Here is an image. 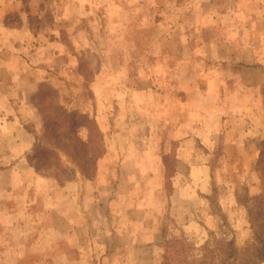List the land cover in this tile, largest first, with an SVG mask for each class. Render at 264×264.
<instances>
[{
  "label": "rangeland",
  "instance_id": "374dc122",
  "mask_svg": "<svg viewBox=\"0 0 264 264\" xmlns=\"http://www.w3.org/2000/svg\"><path fill=\"white\" fill-rule=\"evenodd\" d=\"M19 2L27 13L35 9L34 14H28L33 41L29 45L26 41L22 43L21 36L22 44L18 46L20 55L25 58L21 64V83H26V87L22 90H31L35 83L38 88L43 82L55 90L65 108L86 114L90 122L97 124L104 140L98 167L106 172L98 171L91 182H96L99 189L111 186V167L121 165L113 152L121 151L129 136L138 139L148 133L154 141L147 145L159 149L155 136L160 133L159 139H169L171 134V123L166 128L165 119L185 124L180 128L181 137L200 136L204 129L215 128L220 141L213 152L214 168L208 198L189 200L186 209H181V204L173 206L171 201L169 205L158 207L171 188L169 183L159 188L161 182L157 181L153 189L149 187L148 191H143L146 192L147 214L135 209L131 216L146 218L148 228L165 227V236H168L165 241L182 239L183 243L176 244V248L181 250L184 246V255L189 256V260L213 249L220 253L227 239H233L240 250L254 243L248 214L250 203L243 198L248 200L264 190V174L257 165L264 148V0ZM22 24L20 21V26ZM24 35L27 40V32ZM26 58L41 69L35 82L27 71ZM134 89L136 92L137 89L163 90L168 110L157 111L156 103L145 100L132 111L121 109L115 120L122 122L129 115L135 121L132 127L127 128L126 122L115 123L112 120L117 113L114 104L140 97L133 96ZM32 96L27 95L30 101H33ZM36 109L42 123L39 135H42L44 122L38 106ZM85 130L83 137L88 135ZM199 138L195 147H203ZM256 148L258 156L255 158ZM171 150L175 152L176 147ZM62 159L73 171L70 174H74L68 181L82 178L83 183H89L73 158L64 155ZM173 161L175 164L174 155ZM5 179L0 176L1 192ZM89 190L83 191L82 213L77 214L90 220L81 225L88 226L90 232L101 238L111 239L112 250L115 246L142 247L137 242L143 243L144 238L129 239L120 231L123 222L114 220V216H121V206L111 207L104 189H100L99 200L93 202ZM1 200L4 208L0 206V264H62L66 261L59 248L45 255L31 253L43 248L15 247L25 238L41 245L39 233L44 223L29 218L28 214L19 217L18 223L5 222L13 219L4 215L5 210L13 209V206H6L12 200ZM44 205L43 196L37 197L30 213L42 219ZM160 209L162 215L158 214ZM68 210L71 215L73 209ZM53 225L58 230L63 226L60 222ZM114 226H119L118 230L111 228ZM131 227V232L139 234L138 223ZM157 233L148 231V234ZM153 240L148 237L150 244L143 256L135 249L132 257L116 255L115 264H173V251H169L165 241L158 249L153 246ZM89 258L95 262L102 259L94 254Z\"/></svg>",
  "mask_w": 264,
  "mask_h": 264
},
{
  "label": "crops",
  "instance_id": "0c3cea01",
  "mask_svg": "<svg viewBox=\"0 0 264 264\" xmlns=\"http://www.w3.org/2000/svg\"><path fill=\"white\" fill-rule=\"evenodd\" d=\"M20 5L22 4L19 0H0V176L6 177L5 183H2L3 188L1 190L3 192L0 191V206L4 208V201L1 199L6 198L12 200L6 204L7 208L13 206V209H16V211L13 209L4 211L7 219L9 216L13 217V219L5 222L18 223L19 217H26L25 215L28 214L29 218H37L35 221L44 223V226L42 233H39L41 243L43 241L41 245H37L36 242H29L25 238L15 247L43 248V250H33L31 253L45 255L52 254L53 249L59 248L61 249L60 253L66 258L62 264H86V261L87 264H115L117 263L115 261L116 255L132 257L135 249L141 251L143 256L144 250L148 248L147 244H150L148 237L154 238L153 246L161 249L165 239L168 238L167 235V237L165 236L166 228H148L145 224L146 218L144 220L141 217L134 219L135 217L131 216L132 211L141 209V212L147 214L146 192L143 191H148L149 187L153 189L157 181L161 182L158 185L159 188L166 186L167 183L170 184L171 188L170 193L165 194V197L159 201L158 207L169 205L171 201L173 206L181 204L180 208L186 209L185 206L188 205L189 200L208 198L206 196L211 191L214 168L213 152L219 145L220 134L215 128H210V130L207 128L203 130L200 136L193 137L189 134L181 137L180 128L184 127L185 124H181L180 121L175 122V120L170 119V122L165 119L166 128L171 123V134L169 139H159L162 137L160 133L155 136V142L160 145L159 149L147 145L154 141L153 136L147 133L143 138L127 137L126 145L121 147V151L113 152L114 157L120 161L121 165L111 167V186L108 185L100 189L105 190L107 201L111 200V207L121 206L119 209L121 216H114V220L123 222L120 231L129 239L144 238L145 241L143 243L137 242L143 246H135V249L115 246L116 249L112 250L111 239L101 238L100 235L90 232L88 226L83 227L81 223L90 219L77 214L82 213L80 204H82V197L84 196L83 191H88V187H90L91 200L93 202L99 200L100 189L96 182L87 179L89 183H83L81 178L80 181L74 180L61 184L53 177L38 173L29 163L28 154L34 146L36 136L42 131V123L38 117L37 106L27 97V95H33L38 90L37 83L35 86L33 85L31 90H22L26 87V83H21L23 71L21 64L22 59L25 58L20 55L18 50L20 44L27 42L29 45V42L33 41V38H30L32 29L29 27L28 14H34L35 9H31V12L27 13ZM20 21L23 23L21 26ZM24 32L28 34L27 40H24L26 37ZM21 36H23L22 43H20ZM26 60L27 71L33 75L31 78L35 82L41 69L36 67L34 61H29L28 58ZM135 95L140 97L133 98L128 103L124 99L123 103L114 104L113 108L117 113L113 114L112 120H118L117 116L120 111H132L140 107V102L145 100L156 103L157 111L168 110L167 96L163 90L154 92L150 89H137L136 92L134 89L133 96ZM145 95L149 98L146 99ZM158 100L159 104H157ZM157 116L158 113L156 112L155 117L157 118ZM133 119L127 115L124 117V121H115V123L122 125L126 122V127L129 128L135 124ZM158 126L161 124L159 123ZM197 137H200V143L203 147H195ZM173 147H176L175 152L171 150ZM256 150L257 148L253 151L255 158L258 156ZM173 155L175 156V164ZM98 171H101L102 174L106 172L103 168H99ZM39 196H43L45 203V214L42 219L30 213ZM68 209H73L71 215ZM158 214L162 215L163 210L160 209ZM109 219L111 220V218ZM57 222L63 224L59 230L53 225ZM135 223L139 224V234L138 232H131V226ZM118 227L111 228L118 230ZM97 231H100L99 227ZM148 231L159 233L148 234ZM11 248L13 247L11 246ZM92 254L98 258L101 256V262L92 261L89 258V255ZM138 258L141 262L140 255ZM143 263L145 264V262Z\"/></svg>",
  "mask_w": 264,
  "mask_h": 264
},
{
  "label": "trees",
  "instance_id": "16d2710c",
  "mask_svg": "<svg viewBox=\"0 0 264 264\" xmlns=\"http://www.w3.org/2000/svg\"><path fill=\"white\" fill-rule=\"evenodd\" d=\"M32 99L38 106L44 122V131L42 135L36 136L33 151L28 154L29 163L37 172L55 177L64 184L74 178V174H70L73 171L63 162L62 157L65 155L73 158L87 179L93 180L98 174V160L104 147L103 136L97 124L92 121L91 123L86 114L65 108L57 98L55 90L43 82L39 84ZM85 129L88 131L87 137H83ZM257 165L264 174V148L261 149ZM243 200L250 203L248 214L254 230V243L240 250L235 246L233 239H227L224 248L220 247V253L213 249L209 250L208 254H198L199 256L189 260V256L184 255V246L181 250L176 248V244L183 243L182 239H167L165 246L169 251H173L174 263L216 264L219 257L217 264H264V190L261 194L248 200L245 197Z\"/></svg>",
  "mask_w": 264,
  "mask_h": 264
}]
</instances>
